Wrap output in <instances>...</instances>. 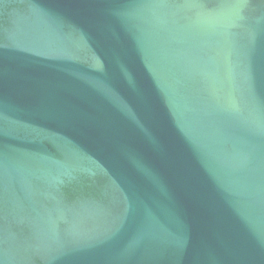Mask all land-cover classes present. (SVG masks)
Returning a JSON list of instances; mask_svg holds the SVG:
<instances>
[{"label":"water","instance_id":"1","mask_svg":"<svg viewBox=\"0 0 264 264\" xmlns=\"http://www.w3.org/2000/svg\"><path fill=\"white\" fill-rule=\"evenodd\" d=\"M0 264H264V0H0Z\"/></svg>","mask_w":264,"mask_h":264}]
</instances>
